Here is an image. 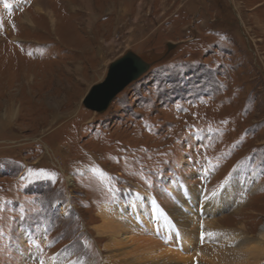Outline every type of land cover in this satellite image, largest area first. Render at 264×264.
Listing matches in <instances>:
<instances>
[{
  "label": "rangeland",
  "instance_id": "1",
  "mask_svg": "<svg viewBox=\"0 0 264 264\" xmlns=\"http://www.w3.org/2000/svg\"><path fill=\"white\" fill-rule=\"evenodd\" d=\"M0 24V264H229L234 237L256 244L264 0H0ZM128 51L150 68L88 109ZM102 212L135 225L100 233Z\"/></svg>",
  "mask_w": 264,
  "mask_h": 264
},
{
  "label": "water",
  "instance_id": "2",
  "mask_svg": "<svg viewBox=\"0 0 264 264\" xmlns=\"http://www.w3.org/2000/svg\"><path fill=\"white\" fill-rule=\"evenodd\" d=\"M149 68L150 64L145 59L133 51H128L110 64L107 76L102 82L91 87L84 98V105L97 112L105 111L119 92L139 79Z\"/></svg>",
  "mask_w": 264,
  "mask_h": 264
},
{
  "label": "bare ground",
  "instance_id": "3",
  "mask_svg": "<svg viewBox=\"0 0 264 264\" xmlns=\"http://www.w3.org/2000/svg\"><path fill=\"white\" fill-rule=\"evenodd\" d=\"M39 9H41V8H39ZM43 11H45V13H46V16H48L49 18H50V21L52 22V24H54L55 23V21H56V17H55V15H54V11H52V10H49L47 7H46V9H43ZM27 16H28V14H26V19H27ZM58 21V20H57ZM33 23V22H32ZM192 217H193V215H192ZM101 218H102V224L100 225V226H97V229H98V232H100V233H102V232H104V230H106V228L107 229H112L113 231H114V229L116 230V228L118 229V228H122V229H127L128 228V226L127 225H129V227L130 226H132V225H135L133 222H130V223H123L122 221H120L118 218H117V216L113 213V212H102V214H101ZM127 224V225H126ZM217 223H212V225H211V227H209L208 228V230H210V231H218L219 233H221L220 231H221V229L216 225ZM131 228V227H130ZM111 230V231H112ZM129 232V231H128ZM197 232H198V229H197ZM204 233H206V232H204ZM203 233V234H204ZM211 233V232H210ZM260 234H259V237L258 238H256V240H254L255 241V245H251L250 244V242H248V241H246V239L247 238H240L239 239V237L240 236H236V237H234V239L235 240H239V241H242L240 244H237L236 245V253L238 252L239 253V255H235L233 252V254L231 255V256H229V254H227L228 253V251L227 252H223V251H221L220 252V250L219 251H217V253L216 254H218V253H220V254H223V258H224V261L226 262V263H229V264H249V260H247V259H249L251 256H253V258H254V255H255V258H256V260L259 258V256L260 255H262V254H264L263 252H262V250H258V245H260L261 243H263L264 242V227L261 229V231L259 232ZM106 234V233H105ZM242 234V233H241ZM117 235V234H116ZM199 235V234H198ZM238 235H240V234H238ZM108 236V235H107ZM199 237V236H198ZM206 237H209L208 235L207 236H201V239L202 240H206L205 238ZM210 237H214V234H211L210 235ZM111 238V237H110ZM114 238V237H113ZM212 239V238H211ZM234 239H232V240H234ZM208 240V239H207ZM231 242V241H230ZM251 245V246H250ZM230 247V246H229ZM228 247V249H230ZM166 250V249H165ZM235 250H234V252H235ZM113 251V250H112ZM115 251V250H114ZM197 251H201V252H204L203 251V249H201V248H198L197 249ZM232 251V250H231ZM129 252V251H128ZM165 252V251H164ZM197 253H199V252H197ZM165 254H167V253H165ZM204 254V253H203ZM161 255V254H160ZM197 255V254H196ZM205 255H206V257H204V258H207V257H211V258H209L210 260L212 259V255H213V253H211L210 251H209V249H206L205 250ZM114 256V255H113ZM116 256V255H115ZM202 256V255H201ZM247 256H249V257H247ZM162 257V256H161ZM195 257V256H194ZM238 257H243V259H239ZM247 257V258H246ZM115 258V257H114ZM139 258V257H138ZM153 258V257H152ZM155 258V257H154ZM196 258V257H195ZM194 258V259H195ZM252 258V257H251ZM141 259V258H140ZM143 259V258H142ZM208 259V258H207ZM213 259H215V257L213 256ZM238 259V260H237ZM206 260V259H205ZM116 261V260H115ZM215 262H216V260H214ZM197 264H205V262H203L202 260L201 261H199V260H197L196 259V261H195ZM195 262H194V260H193V255H192V258L190 259V264H195ZM236 262H238V263H236ZM253 262V261H252ZM113 263V262H112ZM116 264H179V262H177V261H175L174 259H173V257H166V258H162V259H159V258H157V259H152L150 262L147 260V261H145V262H142V260H135L134 262H131L128 258H119V259H117V261H116Z\"/></svg>",
  "mask_w": 264,
  "mask_h": 264
},
{
  "label": "snow or ice",
  "instance_id": "4",
  "mask_svg": "<svg viewBox=\"0 0 264 264\" xmlns=\"http://www.w3.org/2000/svg\"><path fill=\"white\" fill-rule=\"evenodd\" d=\"M9 6H10V5H6V7H9ZM0 26H2V24H0ZM20 218L23 219V218H24L23 215H21ZM40 264H44L43 260L40 261Z\"/></svg>",
  "mask_w": 264,
  "mask_h": 264
}]
</instances>
